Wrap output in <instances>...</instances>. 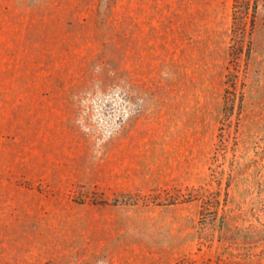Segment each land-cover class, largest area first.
Returning a JSON list of instances; mask_svg holds the SVG:
<instances>
[{"label": "rangeland", "instance_id": "1", "mask_svg": "<svg viewBox=\"0 0 264 264\" xmlns=\"http://www.w3.org/2000/svg\"><path fill=\"white\" fill-rule=\"evenodd\" d=\"M232 4L0 0V264H264V0Z\"/></svg>", "mask_w": 264, "mask_h": 264}, {"label": "trees", "instance_id": "2", "mask_svg": "<svg viewBox=\"0 0 264 264\" xmlns=\"http://www.w3.org/2000/svg\"><path fill=\"white\" fill-rule=\"evenodd\" d=\"M257 0H233V8H234V20H233V27L237 25L238 20H240V14L241 17H247L248 14H251L250 17V25L253 27L254 24V16L256 12V5ZM250 10L252 12L250 13ZM236 40L231 44L230 46V53L233 55L239 54L241 52L240 47L236 44ZM237 72V71H236ZM237 81V76L234 73V70H229L226 73V87L224 89V116L227 117L229 114L232 113L234 108V100H235V88L233 87V83L235 85V82Z\"/></svg>", "mask_w": 264, "mask_h": 264}]
</instances>
